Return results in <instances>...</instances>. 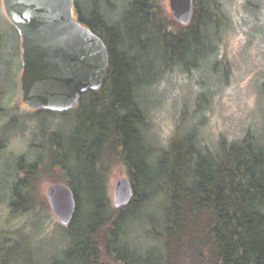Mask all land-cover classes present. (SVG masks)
<instances>
[{
	"label": "trees",
	"instance_id": "16d2710c",
	"mask_svg": "<svg viewBox=\"0 0 264 264\" xmlns=\"http://www.w3.org/2000/svg\"><path fill=\"white\" fill-rule=\"evenodd\" d=\"M73 1L74 17L105 43L109 66L101 87L81 94L72 109H38L73 116L66 140L58 128L49 133L74 163L56 161L49 171L61 170L76 201L64 230L69 243L49 264H264V124L213 145L195 131L165 147L146 134V93L161 74L216 56L217 1L193 0L187 25L164 20L158 0H123L122 8L117 0H81V8ZM260 86L264 94V81ZM112 162L126 168L133 191L115 209L106 189ZM36 164L27 163L11 190L16 204ZM14 248L0 259L13 257Z\"/></svg>",
	"mask_w": 264,
	"mask_h": 264
},
{
	"label": "rangeland",
	"instance_id": "374dc122",
	"mask_svg": "<svg viewBox=\"0 0 264 264\" xmlns=\"http://www.w3.org/2000/svg\"><path fill=\"white\" fill-rule=\"evenodd\" d=\"M216 1L218 14L223 15L216 24L220 29L216 56L190 71L174 69L161 74L146 93V134L159 147L186 131L197 132L201 140L213 145L237 139L247 128L263 127L264 94L260 85L264 81V0ZM122 2L117 0L119 8ZM157 7L169 24L171 19L180 24L168 0H158ZM20 66V36L0 0V254L11 245L15 247L13 257L0 259V264H49L69 243L66 226L52 214L44 193L48 183L65 182L64 177L59 168L49 169L56 161L74 164L51 145L49 133L58 128L60 138L66 140L73 116L27 107L21 100ZM36 160L39 164L32 186L28 190L23 188L25 184L23 189L18 186L22 195L16 204L11 190L16 192L18 179L25 178L27 163ZM121 175H127L126 168L112 162L106 177L112 209L116 208L112 201L114 182ZM153 206L150 202L148 210Z\"/></svg>",
	"mask_w": 264,
	"mask_h": 264
},
{
	"label": "water",
	"instance_id": "95a60500",
	"mask_svg": "<svg viewBox=\"0 0 264 264\" xmlns=\"http://www.w3.org/2000/svg\"><path fill=\"white\" fill-rule=\"evenodd\" d=\"M174 18L187 25L193 0H168ZM6 16L20 36L22 102L32 109L66 112L81 94L97 90L109 66L103 40L73 15V0H2ZM45 197L52 214L67 226L76 211L70 186L50 182ZM133 191L127 175L115 179L112 201L126 205Z\"/></svg>",
	"mask_w": 264,
	"mask_h": 264
},
{
	"label": "flooded vegetation",
	"instance_id": "af4514ba",
	"mask_svg": "<svg viewBox=\"0 0 264 264\" xmlns=\"http://www.w3.org/2000/svg\"><path fill=\"white\" fill-rule=\"evenodd\" d=\"M74 14V13H73ZM21 67V66H20ZM21 70H22V67H21ZM20 74H21V72H20ZM20 79V78H19Z\"/></svg>",
	"mask_w": 264,
	"mask_h": 264
}]
</instances>
